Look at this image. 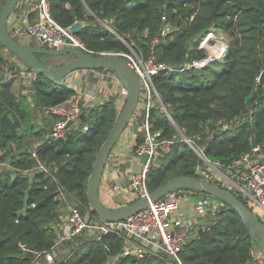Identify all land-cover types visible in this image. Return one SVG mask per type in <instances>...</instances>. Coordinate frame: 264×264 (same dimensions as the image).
Here are the masks:
<instances>
[{
  "label": "trees",
  "instance_id": "16d2710c",
  "mask_svg": "<svg viewBox=\"0 0 264 264\" xmlns=\"http://www.w3.org/2000/svg\"><path fill=\"white\" fill-rule=\"evenodd\" d=\"M49 5L61 26L83 23L76 35L87 48L128 51L127 44L100 19L137 51L147 54L152 47L158 62L170 66L155 74L153 81L162 105L188 139H176L179 131L156 102L148 117L151 131H159L158 140L169 145L159 147L146 173L149 192L176 175L199 177L203 160L196 148L209 161L231 170L244 154L253 153V136L258 150H264V0H49ZM165 26L168 29L162 33ZM212 31L229 36L220 57L210 58L201 46ZM199 60L204 65L193 63ZM5 66L13 69L15 64L8 63L0 51L2 73ZM3 77L0 264H40L38 258L46 253L52 254L48 264L106 263L123 246L121 237L70 238L59 244L63 252L58 255L54 244L59 215L68 202L97 217L87 200V179L118 115L114 98L82 107L77 125H69L62 137L49 139L61 117L44 111L66 101L73 89L37 73L29 89L17 93L12 87L16 79ZM135 138V147L144 141L141 131ZM34 142L38 144L32 146ZM60 192L66 202L58 197ZM206 221L181 245L178 254L183 264H257L252 259L254 241L235 209L223 203ZM20 243L29 250L23 251ZM121 260L130 259L114 264ZM171 263L166 254L146 253L136 264Z\"/></svg>",
  "mask_w": 264,
  "mask_h": 264
},
{
  "label": "built area",
  "instance_id": "2783aa9c",
  "mask_svg": "<svg viewBox=\"0 0 264 264\" xmlns=\"http://www.w3.org/2000/svg\"><path fill=\"white\" fill-rule=\"evenodd\" d=\"M20 1L15 5L17 10L15 11V9H13V14H10L7 24L9 33L15 39L21 42L31 43L32 38H35L39 41V44L50 48L77 46L94 56L120 55L127 60L130 67L137 73L140 81V95L138 104L130 117V121H136L137 130L134 131L129 123L117 142H119L121 137L129 130L134 131V133L141 131L144 141L137 144L135 147V138L132 148V154L137 161L141 162V166L128 176V184L125 185L119 180L114 181L113 179L112 182V180L107 177V184H111V186L106 185L105 188L109 193L110 190L113 192H126L129 189L137 198L148 195L149 191L146 186V173L150 164L156 159L157 155H159V147H167L169 145L164 141L158 140L157 136L160 134L159 131H151L148 117L152 106L156 102H159L166 116L173 122L169 112L161 103L160 94L155 87L153 76L160 71L169 69L170 66L166 63L158 62L152 47L147 54H144L141 51L133 49V47L131 48V45L122 38L121 39L128 46V51L89 49L76 33L70 30V26L63 27L54 20L50 13L49 0H25L22 1L23 4L20 3ZM23 15L25 16V20H23ZM107 29L111 34L116 35V31L111 26ZM167 29V26H165L162 33H165ZM152 41L155 42L156 38ZM205 44L206 43L203 42L201 46L206 48ZM0 51L3 56L7 58L8 63L15 64L13 69H8V66H5L3 72V78L5 80L23 78L30 84L31 80L37 76L36 71L33 69H26V65L8 49L2 47ZM202 62L204 61L199 60L193 63L197 65ZM89 74L99 79L104 77L103 79L108 81L107 96H96L93 84H90L85 89L77 86L80 82V78H87ZM63 78L66 81L60 78L58 82L74 89L75 92L66 101L44 111V113L52 112L61 117L60 120L55 123L50 133L52 137H62L64 135L68 127L66 126L68 120H71L73 125H77L82 107L90 108L99 105L108 97L114 98L119 114L128 94L126 82L116 71L111 69H77ZM113 83H115L114 86L112 85ZM81 100L82 102L80 104ZM141 115H143V117H141ZM81 127L83 130L87 129V125L85 124ZM113 150L109 154L107 163L110 164L111 158H113L112 161H114V163H111V165L106 164L104 168L106 171H109V167L113 170L117 163V155L113 153ZM253 150L255 152L259 151L258 146L253 147ZM143 153L148 154L146 162H143L141 159ZM33 154L36 155L35 150H33ZM250 158V153L242 156L237 162L239 163L241 161L242 174L237 175L236 181L230 180L232 181V185L236 188V193L241 195L246 203L252 201L264 207V160ZM4 163L5 162L0 160V166ZM40 166L42 165L40 164ZM227 189L230 190L229 187H227ZM178 191L181 193V191L184 190H171L156 201L151 202L147 208L119 221L103 220L98 216H93L89 210L82 213L78 206L69 205L67 211L59 215L60 223L54 247L70 238L77 240H99L104 236L109 238L121 237L124 239L123 246L118 253L110 255L107 262L104 264H114L119 259H124L125 257L130 260H121L120 264H136L137 260L146 255V253H163L170 258L172 261L171 264H183L178 253L184 240L192 233L194 228L199 225L204 226L207 223L206 219L210 215H213L216 210L221 207L223 202L211 195H200L198 192L192 190L183 192L187 194L178 198ZM58 197L60 199L63 198L62 192L59 193ZM181 198L191 202L193 211L198 216L197 222L192 221L191 223L187 221L186 223V221H184L183 217L180 215ZM102 245L108 250L107 242H104ZM20 246L23 251L29 250L23 243H20ZM35 257L37 258V256ZM44 257H46V259H52V254L46 253Z\"/></svg>",
  "mask_w": 264,
  "mask_h": 264
},
{
  "label": "water",
  "instance_id": "95a60500",
  "mask_svg": "<svg viewBox=\"0 0 264 264\" xmlns=\"http://www.w3.org/2000/svg\"><path fill=\"white\" fill-rule=\"evenodd\" d=\"M18 1L19 0H4L0 4V44L17 56L26 66L30 67L37 73H42L52 79L63 78L77 69H111L118 73L128 87V94L125 103L120 113L117 115L109 133L100 145L96 153L95 161L92 165L91 173L87 179L86 195L91 210L103 220L119 221L147 208L151 202L156 201L171 190H192L201 194L211 195L235 209L241 218V221L248 229L253 241L256 242L260 250L264 252V223L260 218L254 214L248 205L235 196L232 191L203 178L189 175L173 176L154 190L150 191L148 195L135 198L119 207H110L101 201L99 186L112 148L129 123L134 131L137 130L136 121H130V117L138 104L140 95V81L138 75L134 69L130 67L127 60L120 55L102 57L94 56L77 46L50 48L41 44L25 43L15 39L7 29V21ZM82 27L83 23L81 21H75L69 28L72 32L77 33ZM116 35L122 38L117 33ZM37 54H70L72 58L61 64L51 65L39 59ZM213 57L214 56H210V58ZM201 65H204V63ZM81 102L82 100L80 101V104ZM141 117H143V115H141ZM70 122L71 120H68L66 126H69ZM178 131L179 134L176 136V139L181 140L184 135L179 129ZM48 138H52V135H49ZM252 146H258L255 136L252 137ZM147 158L148 154L143 153L141 156L142 161L146 162Z\"/></svg>",
  "mask_w": 264,
  "mask_h": 264
},
{
  "label": "rangeland",
  "instance_id": "374dc122",
  "mask_svg": "<svg viewBox=\"0 0 264 264\" xmlns=\"http://www.w3.org/2000/svg\"><path fill=\"white\" fill-rule=\"evenodd\" d=\"M22 1H25V0H22ZM22 1H20V3L23 4ZM21 6H23V5H21ZM13 9H15V11H16L17 7L14 6ZM11 14H13V10H12ZM97 20L105 28H108L110 26V23H108V22L102 21L100 19H97ZM7 24H8V21H7ZM211 36H213V38H211V40H209V37H211ZM228 39H229V36H227L223 32L212 31L211 33H209V35L206 36L205 39H204V41L206 43L205 46H206V49H207V55L208 56L220 57L223 54V52H224V50L226 48L227 42L229 41ZM31 43L32 44H35V43L39 44V41L37 39H35V38H32ZM219 43H221V46L219 45ZM130 47L132 48L133 46H130ZM213 48L214 49L216 48L218 50V55L214 54L215 51H213L214 50ZM133 49H135V48L133 47ZM71 58H72V56L70 54H62V55L41 54L40 55V59L42 61H44L45 63L51 64V65L61 64L63 62L68 61ZM1 74L3 75L4 73H2V71H0V75ZM103 78L104 77L99 79L96 76H92L91 74H89L87 78H84V77L80 78V82L78 83L77 86H79L80 88H84L85 89L90 84H93L94 85L93 86L94 87V93H95L96 96H98V95L99 96H107L108 94H107L106 91L108 90V81L104 80ZM62 79H64V78H62ZM17 80H18V82H20V86H18L16 88L15 92H17V90H19V87H22L23 89H29V85L30 84H28L27 80H24L23 78H20V79H17ZM112 85L114 86L115 83H113ZM74 92L75 91L73 89V93ZM170 122L177 129V126L175 125V122H172L171 120H170ZM72 123L73 122L71 121L69 125H71ZM180 132H182V131L180 130ZM178 134L179 133H177V135ZM182 139L186 140L188 138H184V136H183ZM187 142H190V141H187ZM113 148H112V150H113ZM131 150H132V147H131ZM196 150H197L198 154L200 155V157L203 160V164H201L198 167L199 178H203V179H207V180H213V181H219L221 184H218V185L223 186L226 189H227V187H229L230 191H236V188L234 187V185H232V181L230 179L236 181L237 180V175H241L242 174L243 170L241 168V165H242L241 161L239 163L234 164V169L235 170H231L230 168H225V167L220 166L218 163L209 161L205 157V155L201 152L200 149L196 148ZM113 153H116V155H118L117 149L113 150ZM250 156H251L250 159H254L255 158V159H258V160H264V150L263 151L262 150L261 151H256V152L253 150V153H250ZM112 159L113 158H111L110 164L107 163V162H106V164L111 165V163H114V161H112ZM120 164H121V166H123L124 162H120ZM109 169H111V167H109ZM104 171H106V170H104ZM103 176H104V174H103ZM103 182H104V179H101V183H103ZM123 182H124L123 184H128L129 178H125L123 180ZM101 183H100V185H101ZM107 185L110 186L109 184H107ZM101 189H100V186H99V193H101L100 192ZM174 190H184V191H181V193L178 191L179 192L177 194L178 198H180L184 194H187V193H183V192H188L186 189H174ZM103 194L102 195L100 194L101 201L105 205L110 206V207H119V206H121V205H123V204H125L127 202H130V201L134 200L135 198H137L136 196H134L133 193H131V191L129 189L126 192H121V191L113 192V191L110 190V193H109V191L106 188H104ZM109 194H110V196H109ZM199 194L202 195L201 193H199ZM62 202H66L65 196L62 198ZM247 204L252 209L254 214H256L260 218V220L264 223V207H262L261 205L255 203V202H252V201H248ZM65 205H66V207L69 206V205L70 206H78L77 204H73V203H69V202H68V204H65ZM62 209H63L64 213L67 211V209H65V206H63ZM86 210H89V209H86ZM57 247H58L57 249H59V251H57L55 253V255H58L59 252L60 253L63 252V247L62 246L58 245ZM26 251H28V250H26ZM38 259H39V263L40 264H48L47 262L50 261V259H47L48 261L47 260L44 261V259H46V257H44V256H40ZM256 263L257 264L258 263L261 264V260L258 259V261H256Z\"/></svg>",
  "mask_w": 264,
  "mask_h": 264
},
{
  "label": "crops",
  "instance_id": "0c3cea01",
  "mask_svg": "<svg viewBox=\"0 0 264 264\" xmlns=\"http://www.w3.org/2000/svg\"><path fill=\"white\" fill-rule=\"evenodd\" d=\"M23 20H25V16L23 15ZM37 44V43H35ZM22 63V62H21ZM23 67V66H21ZM27 69V67H26ZM29 72V71H28ZM24 84V83H23ZM20 86V82L16 79L13 84V90H16V88ZM24 92L25 90L22 87H19V90H17V93ZM134 139H135V133L132 130L127 131L124 136L121 137L120 141L114 145V150L117 149V163L115 164V168L109 169V171L105 172L104 171V176L102 179H104V182L101 183L100 189L104 186L107 185L108 180L107 177L110 178L111 180L113 179L114 181L119 180L121 183H124L123 180L125 178H128V176L136 171L137 169L140 168L141 162L137 161L134 155L132 154L131 147L133 148L134 145ZM38 142H34L32 146H36ZM1 152V150H0ZM120 162H124V165L121 166ZM121 167V168H120ZM112 180V182H113ZM126 185V184H125ZM108 186V185H107ZM111 186V184H110ZM104 188L101 189V193L99 195L103 194ZM104 195V194H103ZM181 205H180V215L183 217L184 221H190L197 222L198 216L194 213L193 211V206L191 205L190 201H187L183 198H181ZM252 259L254 261H258L257 259L261 260V264H264V252L260 250L259 246L254 242L252 246ZM256 263V262H255Z\"/></svg>",
  "mask_w": 264,
  "mask_h": 264
},
{
  "label": "bare ground",
  "instance_id": "6f19581e",
  "mask_svg": "<svg viewBox=\"0 0 264 264\" xmlns=\"http://www.w3.org/2000/svg\"><path fill=\"white\" fill-rule=\"evenodd\" d=\"M209 35V34H208ZM207 35V36H208ZM206 37V36H205ZM211 38H213V36H211V37H209V40H211ZM216 42V41H215ZM218 43V42H217ZM219 45L221 46V43H219ZM214 47V46H213ZM214 49V48H213ZM213 51H215L214 52V54H216V55H218V50L215 48ZM217 57V56H216ZM209 59V58H208Z\"/></svg>",
  "mask_w": 264,
  "mask_h": 264
}]
</instances>
